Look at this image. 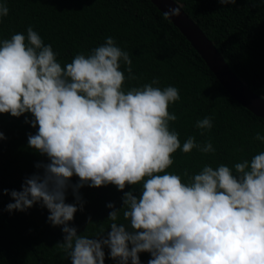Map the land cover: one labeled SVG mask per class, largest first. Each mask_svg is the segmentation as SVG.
<instances>
[{
  "label": "clouds",
  "instance_id": "1",
  "mask_svg": "<svg viewBox=\"0 0 264 264\" xmlns=\"http://www.w3.org/2000/svg\"><path fill=\"white\" fill-rule=\"evenodd\" d=\"M8 12L0 0V18ZM175 15L173 6L164 13ZM131 64L112 36L63 67L31 25L26 34L0 39V113H30L25 122L36 130L27 144L47 158L35 163L39 171L26 175L19 190L3 189L12 198L4 210L46 207L47 221L62 226L59 247L71 264H105V246L115 264H142L141 252L150 253L147 264H264V150L232 167L204 164L191 176L187 169L167 171L177 149H216L194 136L181 145L169 123L177 119L168 110L180 99L176 86L161 88L153 78L125 90V71L135 78ZM212 126L210 116L196 121L202 133ZM0 139H7L2 131ZM256 139L264 142V135L257 132ZM108 184L138 185L139 194L130 188L119 208L107 203V231L78 234L70 222L83 211L79 189ZM69 190L73 202H66Z\"/></svg>",
  "mask_w": 264,
  "mask_h": 264
},
{
  "label": "trees",
  "instance_id": "2",
  "mask_svg": "<svg viewBox=\"0 0 264 264\" xmlns=\"http://www.w3.org/2000/svg\"><path fill=\"white\" fill-rule=\"evenodd\" d=\"M200 26L220 51L230 68L254 93L264 98V3L256 0H236V4H221L219 0H175ZM9 12L0 18V39L13 33L26 34L33 26L45 44H51L57 60L71 62L78 52L87 54L107 36L129 52L135 78L126 79L125 90L142 86L158 78L161 88L173 85L180 99L168 110L177 115L170 127L179 133L181 145L188 136L203 144L211 140L215 152L202 153L197 149L172 155L173 164L167 171L189 176L199 172L204 164L213 167L221 163L232 167L243 159L264 150V118L256 116L238 103L222 86L201 55L169 18L151 0H6ZM125 65L121 64L123 70ZM25 115L0 113V264H71L59 247L63 241L62 226L47 221L48 209L34 204L26 211L9 213L4 206L12 198L4 188L19 190L23 178L39 171L35 163L46 160L27 144V135L35 128L25 122ZM205 116L213 120L211 129L196 127ZM73 183L79 178L73 176ZM182 179H187L183 177ZM132 188L139 194L138 185H126L119 190L113 184L84 185L79 192L85 201L83 211L77 210L70 222L78 234L93 235L111 223L107 215L113 202L122 205V194ZM69 190L66 202H73ZM89 218L92 221L89 222ZM120 222L123 221L121 215ZM105 264H115L105 246ZM142 264L150 253L141 252Z\"/></svg>",
  "mask_w": 264,
  "mask_h": 264
},
{
  "label": "water",
  "instance_id": "3",
  "mask_svg": "<svg viewBox=\"0 0 264 264\" xmlns=\"http://www.w3.org/2000/svg\"><path fill=\"white\" fill-rule=\"evenodd\" d=\"M151 1L163 13L168 10L169 6L179 8V15L168 18L197 50L229 94L253 114L264 118V98L249 89L234 73L214 43L184 9L175 0Z\"/></svg>",
  "mask_w": 264,
  "mask_h": 264
}]
</instances>
